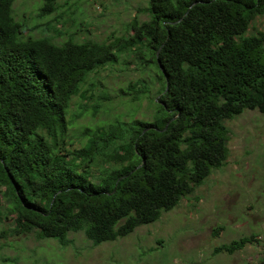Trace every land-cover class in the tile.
Listing matches in <instances>:
<instances>
[{
  "label": "trees",
  "instance_id": "obj_1",
  "mask_svg": "<svg viewBox=\"0 0 264 264\" xmlns=\"http://www.w3.org/2000/svg\"><path fill=\"white\" fill-rule=\"evenodd\" d=\"M14 1L0 0V217L10 225L2 236L61 246L80 231L93 245L124 237L225 164L226 120L264 113V30L253 27L264 0H147L138 9L147 20L134 17L127 35L60 44L25 33ZM42 1L38 18L57 9L58 0ZM127 56L152 71L155 96L145 80L120 92L150 100L151 120L118 115L73 137L72 98L91 97L89 76ZM253 242L244 236L212 252ZM262 255L258 264L264 243Z\"/></svg>",
  "mask_w": 264,
  "mask_h": 264
},
{
  "label": "rangeland",
  "instance_id": "obj_2",
  "mask_svg": "<svg viewBox=\"0 0 264 264\" xmlns=\"http://www.w3.org/2000/svg\"><path fill=\"white\" fill-rule=\"evenodd\" d=\"M42 3L15 0L14 19L25 25V33L50 37L57 44L71 36L77 41L109 42L114 36L127 35V24L134 17L147 20L146 14L138 12L147 0H58L52 14L38 18ZM253 27L264 30V14L256 18ZM130 59L120 57L117 63L90 75L84 89L93 84L91 97L86 93L87 99L72 98L69 118L74 127L69 133L73 137L84 126L118 115L151 120L154 105L150 100L145 97L131 102L130 96L120 92L145 80L151 87L150 97L155 96L152 71H139L134 58ZM95 106L100 108L93 115ZM224 125L229 130L225 164L213 169L200 186L176 207L162 212L158 220L98 245L82 231L70 233L68 244L61 246L53 239L36 240L32 234L2 236L10 225L1 216L0 264H257L264 243V113L244 110ZM4 206L0 200L1 215ZM249 235L259 243H248L232 254L212 252Z\"/></svg>",
  "mask_w": 264,
  "mask_h": 264
},
{
  "label": "crops",
  "instance_id": "obj_3",
  "mask_svg": "<svg viewBox=\"0 0 264 264\" xmlns=\"http://www.w3.org/2000/svg\"><path fill=\"white\" fill-rule=\"evenodd\" d=\"M259 256H257V258H256V263L258 264L259 262H260V260H261V258H258Z\"/></svg>",
  "mask_w": 264,
  "mask_h": 264
},
{
  "label": "water",
  "instance_id": "obj_4",
  "mask_svg": "<svg viewBox=\"0 0 264 264\" xmlns=\"http://www.w3.org/2000/svg\"><path fill=\"white\" fill-rule=\"evenodd\" d=\"M139 167V166H138Z\"/></svg>",
  "mask_w": 264,
  "mask_h": 264
}]
</instances>
